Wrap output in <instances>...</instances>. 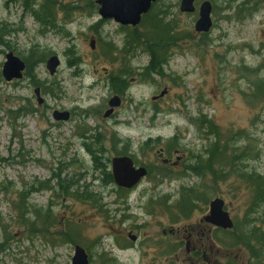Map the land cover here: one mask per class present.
<instances>
[{
    "label": "rangeland",
    "instance_id": "374dc122",
    "mask_svg": "<svg viewBox=\"0 0 264 264\" xmlns=\"http://www.w3.org/2000/svg\"><path fill=\"white\" fill-rule=\"evenodd\" d=\"M95 1L54 0L41 22L33 12L43 0H0V264H71L76 245L88 264H264V245H252L253 259L237 244L238 230L264 229V200L255 199L264 190L255 180L264 179V0H248L247 12L238 10L242 0H196L191 14L179 11L181 0H157L147 15L171 25L173 39L156 74H144L153 22L102 20ZM203 1L212 26L197 33ZM132 32L139 42L127 47ZM8 52L25 63L10 83L1 76ZM50 57L59 61L54 75ZM122 75L119 95L109 79ZM114 96L120 106L104 119ZM55 110L70 119L54 121ZM85 135L100 142L91 149L101 150V166ZM120 156L147 170L131 190L112 179L111 159ZM56 175L91 200L65 196ZM215 198L233 221L228 233L203 221Z\"/></svg>",
    "mask_w": 264,
    "mask_h": 264
},
{
    "label": "water",
    "instance_id": "95a60500",
    "mask_svg": "<svg viewBox=\"0 0 264 264\" xmlns=\"http://www.w3.org/2000/svg\"><path fill=\"white\" fill-rule=\"evenodd\" d=\"M157 0H96L98 6V16L102 20H113L121 26L136 27L141 19L152 8ZM195 0H181L179 11L181 13H194ZM212 4L209 1H203L198 7V19L194 25L197 33H208L212 26L211 21ZM90 49H94V41H90ZM59 66L56 57H50L45 62V68L49 75H54ZM25 71V63L8 52L5 55V61L2 65L1 76L6 83L19 81L23 78ZM33 94L37 105L43 104L40 89H33ZM167 94V89H163L158 96L152 97V101L163 98ZM120 106V98L112 97L108 101V110L103 114V118L107 119L113 114V110ZM52 119L56 122H67L70 119V113L67 111L55 110L52 112ZM111 174L114 184L125 190H131L137 186L143 178L147 176V170L143 167H135L133 161L128 156L114 157L111 159ZM203 221L211 227L230 231L233 228V221L229 214L224 210V202L215 198L208 205V214ZM131 242H135L136 237L128 235ZM71 264H88V254L82 247L74 246Z\"/></svg>",
    "mask_w": 264,
    "mask_h": 264
},
{
    "label": "trees",
    "instance_id": "16d2710c",
    "mask_svg": "<svg viewBox=\"0 0 264 264\" xmlns=\"http://www.w3.org/2000/svg\"><path fill=\"white\" fill-rule=\"evenodd\" d=\"M238 1L240 0H233L232 2H238ZM53 2L54 0H43V3L40 6L39 10L36 12H33V15L35 16V18L42 22L43 17L50 15L52 12L51 7L53 5ZM249 6H251V4L250 2H248V0H242V2L238 6V10L240 12H247L249 10ZM143 18H144V21L148 19L154 24L152 25L153 31H150V36L154 39V41H151L149 39L146 40L147 42L149 41L147 53L150 56V60H149L148 66L144 69V74H148V73L156 74L158 73V71L161 69V67L164 65V62H165V54L163 51L165 44H166L165 42L167 40L173 39V37L169 33L172 27L171 25L162 24L161 19H159L158 14L145 15L143 16ZM139 37L140 36L136 35L135 32L130 33L128 36L127 42H126V46L127 47L137 46V42H139L137 39ZM141 40H143V38ZM106 46L109 47V45H106ZM109 82H110V86L112 90L116 94H119V95L125 94L126 89H127V81H126L125 75L117 76V77L112 76L110 77ZM259 84L264 89V83L259 81ZM261 87H257V91L261 92V94H264L262 93L263 91ZM17 113H18V110L11 112V114H15V115H17ZM207 124L209 125L210 130H212L213 126L211 125V123L208 121ZM85 136H82V137L80 136L83 139V146L85 147L87 152L91 155L93 163L95 165L101 166V163L99 162V155L101 154V150L91 149L92 147H96V146L98 147L100 142L98 143L90 142V140L92 139L97 140V138L93 137L92 135H89L86 137ZM54 178L57 180V186L59 188V191H61L65 196L70 195L72 198H76V199L79 198L80 200H83V201L91 200L92 195L88 194V192L86 191L79 194L78 190H75L73 194H70L69 190L71 188V185H70V182L67 181L68 179H65V178L61 179L60 175H56ZM108 180L111 181L110 175H108ZM250 180H252V178H250ZM255 180L258 182L257 184L259 186L261 184L264 185L263 178L255 177ZM44 186L46 189H50V187L47 184H45ZM24 196L25 195L23 193L20 194L22 203H23ZM255 199L257 200V202L263 201L264 200V190L261 191L260 193H256ZM181 204H182V207L185 204L187 207L191 205L190 201L188 200L185 201L184 198H182ZM217 232H223V231L217 230ZM228 232L229 231H224V233H228ZM68 238L70 237L68 236ZM70 240H71V243L73 244L74 240L72 239ZM238 243H241L245 247V249L249 250L253 259L258 258L256 255L255 248L252 245H254L255 247L258 245L259 246L264 245V229L251 228V229H247V231L238 230L237 244Z\"/></svg>",
    "mask_w": 264,
    "mask_h": 264
},
{
    "label": "flooded vegetation",
    "instance_id": "af4514ba",
    "mask_svg": "<svg viewBox=\"0 0 264 264\" xmlns=\"http://www.w3.org/2000/svg\"><path fill=\"white\" fill-rule=\"evenodd\" d=\"M163 164L171 166L172 165V161L170 159L164 160ZM212 230H209V231H212ZM202 249H206V247L204 246V248H202ZM193 250L195 251L196 254H198L200 252V249H196L195 247L193 248ZM203 256L205 257V254H203ZM207 264H211L210 261H207Z\"/></svg>",
    "mask_w": 264,
    "mask_h": 264
}]
</instances>
